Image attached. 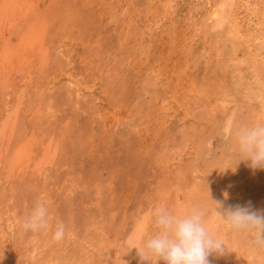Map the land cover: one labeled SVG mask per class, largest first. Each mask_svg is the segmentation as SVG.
Listing matches in <instances>:
<instances>
[{
	"label": "rangeland",
	"instance_id": "rangeland-1",
	"mask_svg": "<svg viewBox=\"0 0 264 264\" xmlns=\"http://www.w3.org/2000/svg\"><path fill=\"white\" fill-rule=\"evenodd\" d=\"M222 1L38 0L0 33L14 64L0 56V264H151L127 241L155 234L157 205L207 210L228 249L209 264H264L212 212L264 214V169L240 161L235 136L264 123V0H233L220 28ZM37 202L49 228L23 232Z\"/></svg>",
	"mask_w": 264,
	"mask_h": 264
},
{
	"label": "clouds",
	"instance_id": "clouds-1",
	"mask_svg": "<svg viewBox=\"0 0 264 264\" xmlns=\"http://www.w3.org/2000/svg\"><path fill=\"white\" fill-rule=\"evenodd\" d=\"M231 136V126L225 129V139ZM236 143L243 159L249 161V167L264 169V123L241 126L236 134ZM227 192L224 193L227 198ZM212 212L217 220L235 235L247 234L251 237L253 250L264 251V214L251 211L247 207L229 206L223 212L220 202H214ZM206 209L192 206L184 214H174L165 206L157 205L153 212L155 234L137 243L129 244L128 249H136L141 261L157 264H209L212 253L223 254L226 246L206 227ZM48 209L44 203L37 202L32 211L21 223L23 232L36 233L48 230ZM66 226L63 222L56 225L52 239L60 242L65 236ZM228 250V249H227Z\"/></svg>",
	"mask_w": 264,
	"mask_h": 264
},
{
	"label": "bare ground",
	"instance_id": "bare-ground-1",
	"mask_svg": "<svg viewBox=\"0 0 264 264\" xmlns=\"http://www.w3.org/2000/svg\"><path fill=\"white\" fill-rule=\"evenodd\" d=\"M244 1V0H243ZM37 2H38V0H0V33H2V37L4 38V36L6 35V33H11L14 29H15V27H16V25H17V23L18 22H21V21H25V22H27L28 20H29V18H30V15L31 14H34L35 16H36V9H37ZM39 2H40V0H39ZM43 2V1H42ZM52 2V1H51ZM242 2V1H241ZM245 2V1H244ZM232 3H233V0H223L222 1V3H221V5L219 6V9H218V11H216L215 13H213V15H212V18L214 19V20H218V22H219V26L218 27H220V26H223L224 25V23H226V22H228V17H229V14H230V11H231V5H232ZM235 5V4H234ZM248 5V4H247ZM253 5V4H252ZM262 5V4H261ZM255 6V5H254ZM262 7H264V6H262ZM256 8V7H255ZM257 9V8H256ZM264 10V9H263ZM220 11V12H219ZM261 13V12H260ZM263 14V13H262ZM210 15V14H209ZM252 15H253V13H252ZM45 17V16H44ZM235 22H237V21H235ZM261 23V22H260ZM32 24V23H31ZM235 24V23H234ZM264 24V19H263V22H262V25ZM29 25V24H28ZM261 25V24H260ZM22 26H23V23H22ZM26 26V25H25ZM239 27V26H238ZM17 28V27H16ZM221 28V27H220ZM223 28V27H222ZM264 29V28H263ZM239 30V29H238ZM259 30V29H258ZM29 31H30V29H29ZM220 31V30H219ZM234 31V30H233ZM27 32H28V30H27ZM31 32V31H30ZM222 32V31H221ZM236 33H232V34H235V35H237L238 34V32L237 31H235ZM259 32V31H258ZM5 33V34H4ZM32 33V32H31ZM227 34H229V33H227ZM260 34V33H259ZM264 34V33H263ZM8 35V34H7ZM249 35V34H248ZM235 37V36H234ZM241 37V36H240ZM262 38H263V36H262ZM28 39H29V37H28ZM261 39V38H260ZM3 40H5V38L3 39ZM34 40H36L34 37H32V35H31V37H30V39L28 40L29 41V43L27 44V46L25 47V49L24 50H32V52L31 53H29L30 54V56L31 55H33V52L36 50V52H40L41 51V44H40V41H38V40H36L35 42H34ZM235 40H236V38H235ZM241 40V39H240ZM263 40V39H262ZM257 42V41H256ZM260 42H261V40H260ZM5 43V42H4ZM8 43V42H7ZM25 43H26V41H25ZM4 45V44H3ZM7 45V44H6ZM259 45H261V44H259ZM258 45V46H259ZM4 47H6V46H4ZM2 48L1 49V54H3V55H0V56H4V58H2V59H6V65H8V66H10L11 65V68H9V69H14V64H12V62H9V59L8 58H10L9 56H10V53L8 52V50H6L5 48ZM7 48V47H6ZM21 48V47H20ZM18 50V49H17ZM23 50V49H22ZM264 50V49H263ZM16 51V50H15ZM262 51V50H261ZM17 52V51H16ZM28 52V51H27ZM45 53V52H44ZM138 53V52H137ZM15 54V53H14ZM43 55V54H42ZM253 55V54H252ZM16 56H17V54H16ZM25 56H27V55H25ZM46 56V55H45ZM22 58V61H25L26 63H28L29 64V62H30V60L28 59L29 57L27 56V57H21ZM46 59V58H45ZM257 60V59H256ZM12 61V60H11ZM14 61V60H13ZM1 62H4V61H1ZM15 62H16V60H15ZM24 62V64H26ZM27 64V65H28ZM31 64V63H30ZM29 64V65H30ZM2 65V64H1ZM18 65L16 64V67H17ZM25 66V65H24ZM24 66H22V67H24ZM2 67V66H1ZM4 67V66H3ZM18 68V67H17ZM19 68H20V66H19ZM19 68L17 69V72H18V70H19ZM16 69V68H15ZM20 71V70H19ZM17 72H16V74H17ZM20 73V72H19ZM8 75V74H7ZM5 77V76H4ZM259 78V77H258ZM260 79H261V76H260ZM263 83V82H262ZM14 84V83H13ZM261 85V84H260ZM263 90V89H262ZM261 90V91H262ZM252 91V90H251ZM259 91H260V89H259ZM264 91V90H263ZM253 92V91H252ZM252 95H255V94H252ZM257 96V95H256ZM256 99V98H255ZM263 100V99H262ZM260 102H261V100H260ZM264 104V103H263ZM256 117V116H255ZM14 129V128H13ZM11 129L10 130H8V137H9V135L11 134ZM13 132V131H12ZM8 137L6 138V140H5V142H6V145H7V141H8ZM4 144V143H3ZM31 147V146H30ZM7 148V147H6ZM6 148H5V146L2 148V153L0 154V157L2 158L3 156H4V152H6ZM31 149V148H30ZM24 151H25V149H24ZM28 151V150H27ZM27 151L25 152V155H26V153H27ZM1 152V151H0ZM24 153V152H23ZM24 155V154H23ZM45 155V154H44ZM22 157H24V156H22ZM15 160H16V166H17V168L19 169L20 168V170L23 172V171H25V167H26V165H25V163L24 162H22V159H19V158H15ZM46 160V159H45ZM24 161V160H23ZM49 161V160H48ZM51 163V162H50ZM41 167V166H40ZM41 168H43V167H41ZM41 168H40V170H41ZM42 171V170H41ZM21 172V173H22ZM20 173V174H21ZM137 235V234H136ZM139 239H140V237H139ZM132 240H134V239H132ZM136 241V240H135ZM134 243H136V242H134Z\"/></svg>",
	"mask_w": 264,
	"mask_h": 264
}]
</instances>
